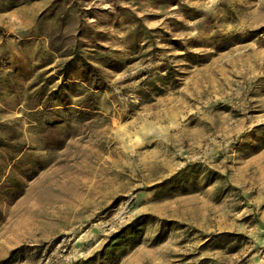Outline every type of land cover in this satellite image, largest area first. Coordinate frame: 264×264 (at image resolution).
<instances>
[{"label":"rangeland","instance_id":"1","mask_svg":"<svg viewBox=\"0 0 264 264\" xmlns=\"http://www.w3.org/2000/svg\"><path fill=\"white\" fill-rule=\"evenodd\" d=\"M10 172L0 264H264V0H0Z\"/></svg>","mask_w":264,"mask_h":264},{"label":"trees","instance_id":"2","mask_svg":"<svg viewBox=\"0 0 264 264\" xmlns=\"http://www.w3.org/2000/svg\"><path fill=\"white\" fill-rule=\"evenodd\" d=\"M85 65V64H84ZM68 66V65H67ZM21 152L20 151H18L16 154L18 155V154H20ZM15 159L16 158H14V159H12L14 162L13 163H15L16 165H17V161L18 160H16L15 161ZM33 170H31V172H38V170L36 169V171L34 170V168H32ZM37 174L36 173H34V175H32V176H26V173L24 174V173H21V174H18V172H10L9 174H0V191H1V187L2 186H4V187H6V186H8V184H10V183H15L16 184V192L13 194V198L15 199V198H18L21 194H22V192H23V186H22V181H21V179H25V178H27V179H31V178H33V177H35Z\"/></svg>","mask_w":264,"mask_h":264}]
</instances>
